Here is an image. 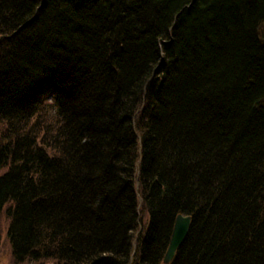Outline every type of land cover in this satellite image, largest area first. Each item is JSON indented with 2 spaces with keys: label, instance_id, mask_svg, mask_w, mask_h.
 Returning a JSON list of instances; mask_svg holds the SVG:
<instances>
[{
  "label": "trees",
  "instance_id": "1",
  "mask_svg": "<svg viewBox=\"0 0 264 264\" xmlns=\"http://www.w3.org/2000/svg\"><path fill=\"white\" fill-rule=\"evenodd\" d=\"M263 26L264 0H0L14 263L162 264L183 214L171 264H264Z\"/></svg>",
  "mask_w": 264,
  "mask_h": 264
},
{
  "label": "water",
  "instance_id": "2",
  "mask_svg": "<svg viewBox=\"0 0 264 264\" xmlns=\"http://www.w3.org/2000/svg\"><path fill=\"white\" fill-rule=\"evenodd\" d=\"M191 223V216L183 214L178 215L173 228L171 241L164 257L165 264H170L174 259L178 249L183 244L190 232Z\"/></svg>",
  "mask_w": 264,
  "mask_h": 264
},
{
  "label": "rangeland",
  "instance_id": "3",
  "mask_svg": "<svg viewBox=\"0 0 264 264\" xmlns=\"http://www.w3.org/2000/svg\"><path fill=\"white\" fill-rule=\"evenodd\" d=\"M264 27V26H263ZM264 30V28H263ZM48 103H51V97H48ZM50 112L51 108H50ZM53 115V113H51ZM5 130V125L0 123V141L3 136V132ZM0 171V175H1ZM142 220L143 222L147 223L148 220V214L146 212L142 211ZM143 225V224H141ZM140 225V226H141ZM7 228H8V220L4 215L0 216V234H1V243H0V264H15L12 258V251L10 242L7 239ZM140 228V227H139ZM139 229L135 231V236H138ZM137 238V237H135ZM24 264H34L32 262H25ZM164 264V263H162Z\"/></svg>",
  "mask_w": 264,
  "mask_h": 264
},
{
  "label": "bare ground",
  "instance_id": "4",
  "mask_svg": "<svg viewBox=\"0 0 264 264\" xmlns=\"http://www.w3.org/2000/svg\"><path fill=\"white\" fill-rule=\"evenodd\" d=\"M51 97V100H52V95L50 96ZM190 216V215H189ZM192 217V216H191ZM177 219V218H176ZM175 225V224H174ZM141 228V227H140ZM172 233H173V231H172ZM140 233L138 232V234L137 235H139ZM171 237H172V235H171ZM170 241H171V238H170ZM136 244V241H135V239H134V245ZM169 244H170V242H169ZM169 247V246H168ZM181 247V246H180ZM135 253H136V251H134V255H135ZM166 255V254H165ZM131 263H133V260H132V262ZM162 263H164V259H163V262ZM165 264V263H164ZM171 264V263H170Z\"/></svg>",
  "mask_w": 264,
  "mask_h": 264
}]
</instances>
